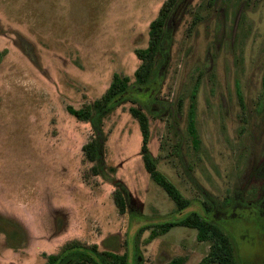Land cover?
<instances>
[{
  "label": "rangeland",
  "instance_id": "obj_1",
  "mask_svg": "<svg viewBox=\"0 0 264 264\" xmlns=\"http://www.w3.org/2000/svg\"><path fill=\"white\" fill-rule=\"evenodd\" d=\"M162 2L0 0V213L27 231L17 248L0 233V264H42L65 241L102 248L105 237L132 259L139 225L191 209L229 229L237 264H264V184L255 173L264 157V0H177L172 10L155 99L143 106L150 152L187 206L176 211L144 168L130 98L102 122V157L127 188L125 211L84 155L90 123L66 105L98 97L114 71L133 80L135 48L146 46ZM149 231L137 240L141 264L173 256L196 264L209 248L195 227L176 224L146 240Z\"/></svg>",
  "mask_w": 264,
  "mask_h": 264
},
{
  "label": "trees",
  "instance_id": "obj_2",
  "mask_svg": "<svg viewBox=\"0 0 264 264\" xmlns=\"http://www.w3.org/2000/svg\"><path fill=\"white\" fill-rule=\"evenodd\" d=\"M176 1L163 0L157 14L149 21L146 46L135 48V53L140 58V62L133 71V80L130 81L127 74L114 71L109 84L98 97L79 107L71 104L66 105L71 114L89 121L92 136L82 144L84 155L87 159L94 160L91 165L92 173L101 174L103 178L114 183L113 200L121 212L125 211L128 206L127 188L122 182L115 180L111 174L114 166H105L102 157V143L106 135L102 128V122L104 116L124 98H130L135 103L129 105L128 109L138 121L141 134L139 152L144 168L173 200L176 211L183 209L190 202L189 197L182 195L176 185L156 165V158L148 146L149 122L148 114L143 106L147 97L148 99H155L154 90L159 82L160 72L168 53L167 47L171 38L169 20ZM262 85L264 87V75ZM237 94L241 105H243L242 95L238 89ZM188 123L190 129L194 131L191 115ZM193 140L197 141L195 134ZM255 173L263 179L264 184V157L257 166ZM206 209H210L208 204H206ZM261 210V208H257L258 219ZM176 224L195 227L197 239L209 240L208 251L196 264H211L213 262L216 264H237V252L229 229L222 227L195 209L175 218L139 225L133 236L132 259L129 258L126 250L121 252L116 250L114 243H108V237H105L103 242L106 246L102 248L96 242L83 243L76 239L65 241L59 250L44 253L46 259L42 264H141V253L138 250L137 240L143 228L150 226V231L145 238L149 240ZM0 233L4 235V242L7 246L17 248L27 242V231L24 226L17 219L2 213H0ZM182 259V256H173L163 264H179Z\"/></svg>",
  "mask_w": 264,
  "mask_h": 264
}]
</instances>
